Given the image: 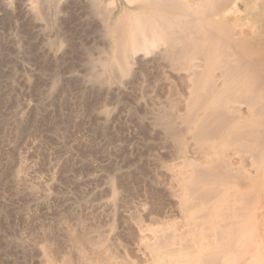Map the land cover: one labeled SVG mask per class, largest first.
<instances>
[{"label":"bare ground","instance_id":"6f19581e","mask_svg":"<svg viewBox=\"0 0 264 264\" xmlns=\"http://www.w3.org/2000/svg\"><path fill=\"white\" fill-rule=\"evenodd\" d=\"M27 1L30 2L32 21L46 20V28H54L59 21L64 24L62 16L66 15L62 14L73 12H68L73 8L70 2L74 1L71 0ZM116 1L120 2V7L115 1L110 5H105L103 0L80 2L86 12L83 25L95 35L93 45L77 42L71 35L73 40L65 39L64 34L60 40L57 37L56 48H61L63 58L73 55L63 62L64 69L74 72L76 63L84 56V62L93 70L89 80L99 84L97 98L89 104L85 97L76 99V112H71L70 124L75 116L83 117L94 111L98 114L99 110L100 114L108 116L103 121L108 124L110 110L100 92L103 87L110 90L117 86L124 91L121 103L128 104L141 124L146 125L143 115L147 103L143 108L138 99L139 93L142 97L148 94V88L138 87L140 76L146 74L151 62L159 68L165 64L163 68H172L174 90L186 82L187 102L184 106H177V114H180L185 129L178 132L183 135L181 139L189 134L190 138L185 141L191 140L197 156L190 154H195L194 147L193 151L183 149L185 161L179 169L175 195L157 187L163 173L149 178V172L153 170L149 159L134 164L137 170H141L140 176L144 175L135 176V181L140 179L149 183L152 203L158 205L143 214L138 213L137 217H128L111 209L109 217L104 219L111 221L108 234H105L108 230H98L102 223L100 216L90 214L83 230V244L87 246L86 264H264V44L253 49L243 38H237L251 32L260 13L255 14L251 0ZM99 18L104 32H101ZM104 37L109 39L108 49L101 46L100 40ZM55 41L50 40L49 46L56 45ZM95 50H99V56L95 55ZM135 60L138 67L134 66ZM25 76L29 89L38 92L42 86L40 79L29 74ZM61 77H56L50 85L51 93L59 87ZM156 78L157 75L151 74L149 87ZM10 84L0 89L3 108L8 95L12 94ZM164 91L163 84H160L158 92ZM167 106L173 107L176 103L169 99ZM167 112L168 108L163 115ZM22 116L13 112L0 114L3 142L18 140V146L25 137L34 135L36 130L32 132L30 126L27 127L29 120L25 122L26 118ZM68 116L70 113L65 118ZM165 121L167 130L177 128L171 120ZM157 124L152 120L148 128H156ZM52 132L56 133L55 128ZM152 153L146 154V158ZM234 155L240 157L238 166L231 159ZM70 162L73 163L67 158L61 168H69ZM63 171L66 173L67 170ZM11 172L17 192H22V185L28 192H35L34 185L23 178L28 172L23 157ZM130 180V176L121 174L119 182L130 189ZM239 181L244 184L236 188ZM0 240L6 243L3 237Z\"/></svg>","mask_w":264,"mask_h":264},{"label":"rangeland","instance_id":"374dc122","mask_svg":"<svg viewBox=\"0 0 264 264\" xmlns=\"http://www.w3.org/2000/svg\"><path fill=\"white\" fill-rule=\"evenodd\" d=\"M0 1L2 2L0 3V89L11 83L12 91L11 95L7 94L9 99L7 104H3L4 108L0 103V114L4 112H13L18 116L25 114L22 117L26 118L25 122L29 120L27 127L30 126L32 132L36 130L33 136L29 135L21 140L19 147L18 140L5 143L0 138V153H2L0 154L2 176H0V239L3 237L6 240L5 244L0 240V264H86L87 246L83 244L85 238H83V230L86 228L87 217L90 214L100 216L102 223L98 230H108L105 233L108 234L111 221L106 222L104 219L109 217L111 209H117L128 217L131 215L137 217L138 213L143 214L148 208L158 205L152 203L149 183L140 179L135 181V176H140L141 170H137L134 164L139 165L149 159L153 167L149 172V178L163 173L157 187L173 195L178 191L179 169L185 161L182 155L183 149L186 147L189 151H193L194 147L195 154L191 152L190 154L197 156L195 145L192 147L191 140L185 141L186 138H190L189 134L181 139L183 135L178 132L185 129L181 124L180 114H177V106H184L187 102L186 82L185 85L183 83L174 90L172 85L175 77L171 72L172 68L170 66L163 68L165 64L159 68L154 66L155 62H151L146 74L140 76V85H138L141 89L148 88V94L142 97L139 93L140 98L136 97L141 101L143 108L144 103H147L143 115L146 125L141 124L135 116L136 112L130 111L128 104L121 103L120 99L124 91L117 86H112L110 90L108 87H103L100 92L106 98L107 109L110 110L108 124L103 123L104 117L108 116L100 114V110L98 114L94 111L83 117L75 116L70 124L71 112L73 114L76 112V99L85 97V101L89 104L97 98L96 91L99 84L97 81L93 83L89 80L93 70L84 62V56L76 63L77 68L74 72L64 69L66 59L73 58V55L69 54L65 59L63 58L61 48L60 50L56 48L57 37L60 40L64 34L65 39L75 38L77 42L88 43L87 45L94 43L95 35L83 25L82 18L85 17L86 12L80 5V2L89 3V0H71L74 1L70 2L73 8L68 12L71 10L73 12H69L70 16L69 13L62 14L66 15L65 17L61 15L64 24L59 21L54 28H46V20L42 22L37 20V23L32 21L29 1L20 3L16 0H11V3L10 0ZM103 1L105 5L115 1V5L120 7L119 1ZM251 2L252 8H255L253 11L255 14L260 13V18L257 19V24L251 32L238 35L237 38H243L251 48L258 49L264 44V0H251ZM50 18L52 20V14ZM98 22L101 32H104L100 18ZM49 39L56 40L55 48L49 46L51 44ZM108 40L105 37L100 40L101 46L105 49H108ZM94 53L99 56V50H95ZM150 57L151 55L147 58ZM134 66L138 67L136 60ZM28 74L33 78L37 77L36 80L40 79L42 86L38 92L34 91V88L33 91L29 89V84L24 81V76ZM151 74L157 75V78L149 87ZM60 76L62 80L59 87L57 86L58 88L51 93L50 85ZM10 77L12 82L8 81ZM160 84L164 86L163 93L158 92ZM169 99H173L176 106L168 107ZM166 108L169 112L163 115ZM68 113L70 116L65 118ZM166 119L174 122L177 128L167 130ZM152 120L158 122L156 128H148ZM54 128L55 134L52 132ZM36 133L38 136L35 135ZM97 147L102 150H97ZM89 149L94 153L86 152ZM149 152L153 153L146 158ZM21 157L24 158L28 171L23 178H27V183L34 185L35 192H28L24 188L25 185L20 186L21 193L16 191L11 171L18 166ZM67 158L73 163L70 162L69 168L62 169ZM231 159L236 166L240 165L238 155L232 156ZM63 170H67L66 173ZM121 174L132 178L130 189L119 182ZM240 183L241 181L235 187L240 188L244 184V182L241 185ZM2 206L5 210L1 208ZM1 221H3L2 225ZM59 244L63 247L61 248ZM42 245L43 249H41Z\"/></svg>","mask_w":264,"mask_h":264}]
</instances>
